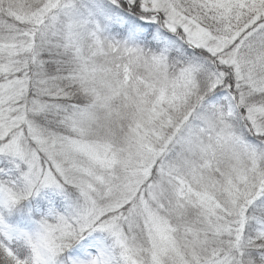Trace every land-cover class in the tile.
I'll list each match as a JSON object with an SVG mask.
<instances>
[{
  "label": "snow or ice",
  "instance_id": "1",
  "mask_svg": "<svg viewBox=\"0 0 264 264\" xmlns=\"http://www.w3.org/2000/svg\"><path fill=\"white\" fill-rule=\"evenodd\" d=\"M0 264H264V0H0Z\"/></svg>",
  "mask_w": 264,
  "mask_h": 264
}]
</instances>
